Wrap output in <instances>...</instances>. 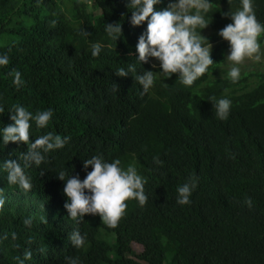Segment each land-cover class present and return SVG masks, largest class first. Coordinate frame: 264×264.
I'll return each mask as SVG.
<instances>
[{
    "label": "trees",
    "instance_id": "1",
    "mask_svg": "<svg viewBox=\"0 0 264 264\" xmlns=\"http://www.w3.org/2000/svg\"><path fill=\"white\" fill-rule=\"evenodd\" d=\"M126 3L0 0V54L9 56V64L0 67V128L12 123L11 105L20 104L33 113L53 111L47 127L32 123L30 141L46 132L70 137L62 149L47 154V163L26 170L32 180L27 193L8 185L0 170L5 200L0 264H16L26 250L32 258L25 264H64L65 256H78L82 264H264V77L255 78L242 66L241 79L230 83L228 43L217 35L231 23L222 13L234 11L238 0H211L209 25L200 33L213 48L209 70L191 87L181 85L176 74L163 81L157 75L144 96L135 73L114 75L128 64L137 73L160 70L135 60L146 21L131 26ZM255 12L264 23V0H255ZM115 22L122 30L116 42L103 32L104 23ZM90 42L104 45L96 58ZM12 70L24 81L18 89ZM209 97L232 101L226 120L215 117ZM26 150L23 143L0 144V163L19 160ZM95 154L119 159L124 168L135 166L147 181L148 199L143 207L127 201L125 215L112 229L98 215H85L79 228L86 244L74 249L67 240L73 221L63 207V182L55 175L63 169L83 179L82 160ZM153 156L162 164H153ZM189 176L198 177L191 203L177 205L176 188ZM245 196L252 199L251 210L243 205ZM29 216L31 228L23 224ZM132 244L140 245L141 253L135 254Z\"/></svg>",
    "mask_w": 264,
    "mask_h": 264
},
{
    "label": "clouds",
    "instance_id": "2",
    "mask_svg": "<svg viewBox=\"0 0 264 264\" xmlns=\"http://www.w3.org/2000/svg\"><path fill=\"white\" fill-rule=\"evenodd\" d=\"M161 0H127L126 8L131 9L129 23L131 26H140L146 21V27L138 36L135 44V60L139 64L149 63L151 68L159 71L143 70L137 73L133 64L127 68L119 67L114 71L117 77H127L135 73V82L140 85V96H144L153 87L157 75L161 81L176 74L179 83L191 87L193 83L204 75L214 63L212 60L211 44L200 33L209 23L207 15L211 8V0H170L167 7L157 10ZM231 23L218 30L217 35L228 43L227 78L235 84L241 79V68L246 61L256 64L264 63V23L257 19L255 0H238V7L222 13ZM55 25L56 21L51 22ZM199 30V31H198ZM103 32L112 41H117L122 36L121 22L104 23ZM80 34L88 37L90 33L80 29ZM100 42H90V55L99 56L102 51ZM9 64L7 53L0 54V67ZM158 64V66H157ZM253 68H250V70ZM252 71V70H251ZM255 78L264 77L263 73L252 71ZM12 84L18 89L24 81L21 73L12 70ZM133 77V76H132ZM163 83V82H162ZM166 85V84H165ZM119 87L113 84L112 91ZM215 117L220 121L228 118L232 101L227 97L215 99L209 97ZM3 109L0 108V111ZM9 120L12 122L0 128V144L4 146L9 142L23 143L27 150L20 154L18 159H8L0 163V170L5 173L6 183L16 186L27 193L32 188L31 177L26 170L35 166L39 168L42 163H47V154L50 151L62 149L70 137L46 132L36 136L30 141V127L34 123L37 129L47 127L53 116L51 108L37 110L35 113L28 111L23 105L13 104L8 110ZM152 162L161 165L162 161L153 156ZM91 166V170L87 169ZM85 176L67 174L63 169L56 173V178L63 182L62 192L66 197L63 204L73 223H71L67 240L74 249H82L86 244V234L82 233L79 224L85 215H98L100 221L107 228H115L119 220L125 215L128 207L127 201L135 200L139 207L147 202L145 193L146 179L138 174L132 164L126 168L121 166L119 159L107 161L101 154L92 155L82 160ZM44 170L41 169V176ZM198 177L189 176L186 181L176 188L175 203L180 206L189 205L190 197L197 188ZM5 200L0 195V208ZM243 205L251 210L252 199L245 196ZM71 221V222H72ZM32 217L23 220L26 227L31 228ZM75 223V225H74ZM12 239H15L13 233ZM113 243V240L106 238ZM111 241V242H110ZM32 258L31 251H24L23 257H16V264H25ZM132 259L134 257H131ZM64 264H82L78 256H65Z\"/></svg>",
    "mask_w": 264,
    "mask_h": 264
},
{
    "label": "rangeland",
    "instance_id": "3",
    "mask_svg": "<svg viewBox=\"0 0 264 264\" xmlns=\"http://www.w3.org/2000/svg\"><path fill=\"white\" fill-rule=\"evenodd\" d=\"M228 51V50H227ZM226 55H227V52H226ZM225 55V56H226ZM244 66L246 67V68H253V69H251L252 71L254 70L255 72H257V73H263L264 74V63H260V64H256V63H253V62H251V61H246L245 62V64H244ZM211 74H212V72H210V76H211ZM111 242V241H110ZM132 250H133V252L135 253V254H139V253H141V251H142V248H141V246L140 245H137V244H132Z\"/></svg>",
    "mask_w": 264,
    "mask_h": 264
}]
</instances>
